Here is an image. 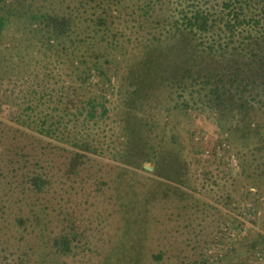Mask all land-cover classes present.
<instances>
[{
  "label": "rangeland",
  "instance_id": "374dc122",
  "mask_svg": "<svg viewBox=\"0 0 264 264\" xmlns=\"http://www.w3.org/2000/svg\"><path fill=\"white\" fill-rule=\"evenodd\" d=\"M77 3L0 0V16L10 19L0 36V264L8 252L12 264L19 256L25 264H264V151L256 150L264 144L250 130L264 115L231 124L228 134L208 110L166 116L168 94L158 81L148 78L130 94L138 62H121L106 91L93 79L90 90L77 89L81 70L70 51L40 47L26 21L31 12L66 14ZM78 34L88 37L86 25ZM93 96L106 113L98 108L88 121L85 110L71 122ZM172 99L170 106L188 98ZM65 108L70 117L59 118ZM44 116L61 120L52 136L42 133ZM81 143L89 150L71 170L68 150ZM230 154L237 169L227 166ZM146 158L158 162L160 176L145 169H152ZM34 174L50 182L40 194L28 188ZM225 222L233 240L221 232ZM67 231L76 236L73 255L53 243Z\"/></svg>",
  "mask_w": 264,
  "mask_h": 264
},
{
  "label": "trees",
  "instance_id": "16d2710c",
  "mask_svg": "<svg viewBox=\"0 0 264 264\" xmlns=\"http://www.w3.org/2000/svg\"><path fill=\"white\" fill-rule=\"evenodd\" d=\"M76 1L77 6L66 14L31 12L26 21L40 36V47L55 53L70 51L71 66L81 70L77 89L90 90L86 83L93 79L94 86L106 91L114 87L121 62H138L130 70V94H137L148 78L158 81L168 94L166 116L174 110L185 115L194 109L208 110L228 134L231 124L249 125L259 113L264 115V0ZM9 22L8 16H0V36ZM82 25L88 30L83 39L78 34ZM174 96L188 99L170 106L168 101ZM85 107L78 106L70 121H77L85 110L88 121L106 113L94 96ZM33 108L27 109L34 112ZM98 108L102 109L99 116ZM70 115L65 108L59 118ZM48 117H42V125H47L42 133L52 136L61 120L49 122ZM250 130L264 144V124ZM82 145L74 144L79 151L68 150L71 170L85 158L82 151L89 150ZM263 147L256 150L264 151ZM143 162L151 163L152 171L160 176L158 162L150 158ZM27 184L35 194L50 186L49 180L36 174L27 178ZM17 223L24 225L22 218ZM75 241L74 233L67 231L53 243L58 253L73 255ZM10 256L14 253L3 256L4 264H12ZM17 264H25L20 256Z\"/></svg>",
  "mask_w": 264,
  "mask_h": 264
},
{
  "label": "built area",
  "instance_id": "2783aa9c",
  "mask_svg": "<svg viewBox=\"0 0 264 264\" xmlns=\"http://www.w3.org/2000/svg\"><path fill=\"white\" fill-rule=\"evenodd\" d=\"M223 148H225L227 150L229 149L228 146H225L224 144L222 145V149ZM205 154L208 155L209 152L206 151ZM226 161H227L228 168H230V169H233V168L237 169L238 168V163H237L234 155L230 154L229 156H227ZM243 206L246 207V212H247V210L251 207V203L247 202V203L243 204ZM237 222L239 223V221H237ZM230 227H232V225H230L229 222L223 223L221 232H223L222 234L226 235L229 239L232 238V240H233L235 238L236 234L234 232H232V228H230ZM215 239L218 240L217 237Z\"/></svg>",
  "mask_w": 264,
  "mask_h": 264
},
{
  "label": "water",
  "instance_id": "95a60500",
  "mask_svg": "<svg viewBox=\"0 0 264 264\" xmlns=\"http://www.w3.org/2000/svg\"><path fill=\"white\" fill-rule=\"evenodd\" d=\"M145 169L148 170V171H152V169L151 168H148V167H145Z\"/></svg>",
  "mask_w": 264,
  "mask_h": 264
}]
</instances>
